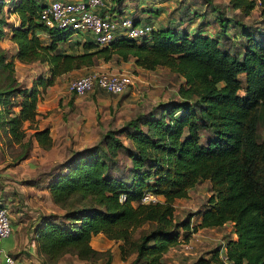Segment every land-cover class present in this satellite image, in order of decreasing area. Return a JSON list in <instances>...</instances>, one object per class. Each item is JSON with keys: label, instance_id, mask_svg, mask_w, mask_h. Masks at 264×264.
Returning <instances> with one entry per match:
<instances>
[{"label": "trees", "instance_id": "1", "mask_svg": "<svg viewBox=\"0 0 264 264\" xmlns=\"http://www.w3.org/2000/svg\"><path fill=\"white\" fill-rule=\"evenodd\" d=\"M14 1L9 11L19 17L10 34L15 56L22 62H46L50 73L28 85L15 73L14 54L0 44V137L17 146L15 162L28 156L34 140L43 148L53 144L48 125L38 123L37 84L46 86L56 75L101 59L119 61L130 55L139 66L161 64L182 76L180 98L146 109L136 102L121 125L99 129L90 145L61 147L63 156L38 167L39 175L27 181L39 183L49 177L50 197L64 208L62 213L46 212L34 225L43 261L56 262L65 253L90 261L102 251L91 245L93 234L125 239L130 229L154 220L157 225L140 236L136 264L140 257L143 264H162L163 253L178 241L180 226L188 232L227 222L236 233L226 240L229 258L235 264H264V137L259 136L264 121V25L260 29L245 25L239 45L225 27V16L216 11L219 37L203 33L202 28L193 34L179 33L174 22L189 13L207 18V9L194 7L198 0H177L167 10V25L153 27L148 40L120 36L107 45L77 41L83 50L71 52L61 45L71 31L49 27L39 19L45 0ZM229 3L243 13L255 5L264 10V0ZM216 6L213 3L212 9L218 10ZM9 23L0 16V36ZM40 32L46 33L45 42ZM240 73L245 76L242 93ZM95 87L99 86L90 90ZM122 133L126 141L119 136ZM203 179L213 192L197 212L199 220L191 224L188 214L170 221L174 199L186 197ZM145 190L162 194L163 199L140 201ZM75 195L89 196L96 204L71 206Z\"/></svg>", "mask_w": 264, "mask_h": 264}, {"label": "rangeland", "instance_id": "2", "mask_svg": "<svg viewBox=\"0 0 264 264\" xmlns=\"http://www.w3.org/2000/svg\"><path fill=\"white\" fill-rule=\"evenodd\" d=\"M12 1L14 0H0V16L2 15L4 18H7L8 21H10L8 16L9 13L11 12L9 10L13 7V4L15 2ZM115 2L117 3V0H115ZM176 3L177 0H128V7L135 5L143 6V8L140 9L141 10L140 16L152 15V16H148V18L151 20L150 17L154 18L157 17L158 15L160 16L164 15L163 16L164 21H166L168 20L166 16L167 10L173 7ZM213 3L217 5L216 7L218 8V10L212 9L214 8ZM193 6L201 10L203 8L207 9V14H206L207 18L199 19L195 17V24L194 27L192 26L191 29L193 32L192 31L188 32L190 34H193L194 31H196V29L202 28L203 30L201 31L203 33H210L213 36L216 35L217 37H219L221 29L219 23H217L218 21L215 18V14L217 13L216 11H218L219 13L225 16V23H226L225 27L231 35L233 34V37L231 39H234V41L239 45L242 39L241 30L244 29L245 25H249V26L253 25L259 29L264 25V10H262V7L258 5H255L248 13L241 12L240 8L232 7L229 3V0H213L212 3L211 2L205 3L198 0L193 4ZM125 13H128L129 15L133 14V12L130 10L125 11ZM189 14L192 15L193 13H189ZM186 20H188L189 22L190 21L189 17ZM201 21H202L201 25L198 26L197 24ZM174 24L172 25V27H174ZM184 29L185 31H188L187 28ZM40 36L45 42L47 36L46 33L40 32ZM0 37L1 39L3 38V36ZM77 37H78L77 34L71 33L68 39L66 38L65 40H62L61 41L62 49L71 52H80L81 50H75V49H81L79 47V43L77 42L79 41ZM231 39L229 38V41H231ZM113 59L115 58H112L111 60ZM124 63L125 62H120L121 65H124ZM16 65L17 64L15 62V73L17 75L19 71L18 70L19 67H16ZM125 67L128 71H131L136 75L137 74L139 75L137 78L139 83L137 84V89H138L137 93L139 95L138 101L142 102L140 105L141 108L144 109L149 108L158 101H167L170 99L180 98V95L177 93V89L179 84L182 82V76L179 75L178 73H174L167 66L160 64V65H156L153 68H145L142 66L136 67L133 64H131V65H126ZM28 68L32 70L34 76L36 75L33 81H36L39 75L45 77L44 76L45 74L47 75L50 74L47 71L48 64L46 62L40 63L39 61H37L36 63L30 65ZM84 71H85L84 66H81L73 69L72 71L69 70L63 72L59 75H56L53 78L52 83H54L57 77L64 74L65 76L61 77L60 81L62 84H65L67 87L68 85L67 82L69 81L70 78L80 73H83ZM244 77H245L244 73L239 74V78L241 79V86L239 88V92L241 93L244 92L245 89ZM24 79H25V83H27V78ZM38 85L39 84H37V88L40 89ZM16 107L17 105L15 106V108ZM132 109H133L132 106L129 109L124 108L121 110L119 109V106H111L109 111L110 115L106 116V118H103V120L98 121V124H100L104 128H107L108 126L109 127L119 126L127 118L131 116ZM98 112L99 115L103 114L102 110H98ZM124 113H129V115L125 117ZM30 131L31 129H28V132ZM259 134H260L259 135L260 138L264 137V121L261 122L259 125ZM119 136L122 137L124 141L127 140L126 136L123 133L119 134ZM39 150L40 148H38L37 146L35 148L32 147L28 156H30L31 158H33V154L38 156ZM16 152H17L16 145L13 144L12 147L9 144H6L4 140L0 137L1 161L4 160L2 159L4 157L5 160H7V162L9 163L12 162L13 161L12 156ZM64 153L66 155L69 154V150H66ZM44 156L45 154H42L41 158L44 159L43 158ZM52 162L53 160L51 159L49 160L48 163H52ZM125 162L128 163L129 160L126 159ZM48 163L43 165H47ZM40 166L41 165L31 170L29 180H28V176L27 175L23 176V174H13V176L4 175V177L8 178L6 180V183L4 182L3 179H1L0 189H3L2 191H4V193L0 198V202H4V203L10 202V207L8 205L9 210L10 208H12V206L15 207L16 205H19V202L23 205H29L30 203L29 196H32V200H31L32 202H37L38 200L37 208H40L45 212H55V213L64 212V208H62L57 203L52 202L51 199L48 200V196H50L49 194L48 195L40 194L42 193L41 190L36 191V193L35 191H33L34 192L33 195H31V193L28 191L27 192L28 195H25L26 189L24 188V186H26V183H28L27 181H32L31 180L32 178L34 179L39 175L38 167ZM3 184H8V186H6L7 188H5ZM6 192L9 193V197ZM211 192L213 191H211L210 182L206 179L201 180L200 182H198L189 189L188 195L186 197H181L180 199L175 198L176 200L174 199L173 217H170L169 220L173 221V218L178 220L190 214L189 219L191 221V224L197 222V219H199L197 212L205 204L207 197L210 195ZM35 194L39 195L38 199H36ZM25 199L26 201H24ZM71 204H70L71 206L77 205V206H86L90 208L91 206L95 205L96 202L92 200L89 196L81 198L75 195L71 198ZM80 212L81 210L78 212V214ZM170 224H167L168 227H170ZM229 224L230 223L227 222L226 224L218 226L215 228V230H213L215 232L214 235L219 234V238L217 239L216 236L214 237L212 233H209V230L206 231V229H201L198 234V237L200 239L199 241L195 240L194 236L189 233L191 229L187 232L183 227L180 226L179 227L180 232L178 237L180 239H185L186 237H188L189 239L194 241L195 246L192 249H188L185 246L182 247L181 246L182 241L178 240L174 245L170 246L165 251V253H163L161 257L163 261L162 264H219L218 261L220 259L218 256V252H216L215 255L214 249L219 247L221 241H226L231 236L232 227H230ZM155 225H157L156 221L146 220L143 223L137 225L136 227L130 229V231H128V233L126 234L125 239L110 237L112 240V242L110 241L111 243L105 238L100 239L101 244L105 246L103 247V249H101L102 250L101 252L97 253L95 256L90 258V261L80 259L73 253H65L63 257L55 264H105L108 258H109L108 264H136L135 261L137 255L136 248L140 241V236L144 232H148ZM196 230H198V228ZM184 231H186L187 235L186 233H184ZM143 262H144L143 257H140L138 259V264H143Z\"/></svg>", "mask_w": 264, "mask_h": 264}, {"label": "crops", "instance_id": "3", "mask_svg": "<svg viewBox=\"0 0 264 264\" xmlns=\"http://www.w3.org/2000/svg\"><path fill=\"white\" fill-rule=\"evenodd\" d=\"M96 8L98 12L108 16L119 17V15L124 14L125 11L130 10L133 12V16L138 17L141 15L140 9H142L143 6L135 5L128 7V0L117 1V3L115 0H103L102 4H99ZM159 16L160 15L154 18L150 17L151 21L153 22L154 29H159L167 25L168 21H164V15H161L160 17ZM8 17L10 19V23L4 26V35L0 40V43L2 46L8 47L10 53L14 54L15 56L16 45L10 38V34L11 26H16L19 24V17L15 12H10ZM188 17L190 19L189 22L186 20ZM195 17L199 18V16L196 14L186 15L181 22L175 23L174 27L180 31L179 33L184 32V28H187L188 31L191 32L192 26L194 27L195 24ZM201 23H198L197 25L200 26ZM78 40L81 42L80 39ZM80 42L79 47L81 49L75 50H82ZM113 60L101 59L99 63L95 65L88 67L84 66V70L89 68L127 70L125 66L131 64L139 67V65L134 63L133 55L128 56V58L125 60ZM15 62L17 64L16 67H19V69L17 68L19 70H17L18 78L23 80H25L24 78H27V84L31 85L34 82L33 80L36 75L34 76L32 70L28 67L37 61L22 62L15 56ZM120 62L125 63L124 65H121ZM133 74V84L129 87V89L122 93H111L102 87H95L84 94H75L68 89V86L66 87L65 84L61 83L60 78L65 76L64 74L57 77L52 84H48L46 86L39 84L38 87L40 90L37 100L38 123L40 126L45 124L48 125L53 139V144L49 148H42L34 140L35 144L33 148L36 146L40 148L38 151V156L33 154V158L27 156L18 162L12 161L10 163L7 162L4 157L2 158L4 159L3 161H1L0 158V181L3 179L6 183L8 178L4 177V175L13 176V174H23V176L27 175L28 178H30L31 170L35 169L37 166L46 164L51 159L53 161L60 159L63 156V152L60 150L61 147L70 145L73 148H79L94 143L98 138L99 129L104 128L98 124V121H101L103 118H106V116L110 115L109 111L111 106H119L120 110L124 108L129 109L131 106L133 107L138 101L139 95L137 93V84L139 83L137 78L139 75H136L135 73ZM45 76L48 75L45 74ZM98 110H102L103 114L99 115ZM124 114L125 117L129 115V113ZM42 154H45L43 158L46 160L41 158ZM48 182L49 177L44 178L39 183H26V186H24L26 189L25 195H28V191L31 193V195H33V191L36 193V191L39 190L42 191L40 194L48 195ZM3 186L7 188L6 186H8V184H3ZM2 190L3 189H0V198L4 193ZM7 195L9 197V193H7ZM38 196L39 195L35 194L36 199H38ZM180 198L181 197H177L176 199ZM50 199L51 197L48 196V200ZM31 200L32 196H29V205H23L19 202V205H16L15 207L12 206V208H10L12 232L10 235L5 237L6 239L4 238L5 240L3 239L0 245V264H5V253H9L11 256H13L17 264H55L63 257L62 255L56 262L43 261V256L38 252L37 249L34 225L46 212L40 208H37L38 200L37 202H32ZM24 201H26V199ZM6 204H8L10 207V202H6ZM229 225L232 227L231 223ZM218 226H203L199 227L198 229H206V231L209 230V233L214 235L215 232L213 230H215V228ZM215 236L216 239L219 238V234H215L214 237ZM230 237H236V233L233 231V228ZM103 238L107 239L109 242H112L111 238L105 235L103 232H97L91 236L90 243L94 248L101 250L105 246H103L100 242V239Z\"/></svg>", "mask_w": 264, "mask_h": 264}, {"label": "built area", "instance_id": "4", "mask_svg": "<svg viewBox=\"0 0 264 264\" xmlns=\"http://www.w3.org/2000/svg\"><path fill=\"white\" fill-rule=\"evenodd\" d=\"M103 0H46L39 10V19L49 27H56L77 34L81 41L90 40L97 45H107L120 36H128L138 41L150 39L153 22L148 16L140 17L124 13L119 17L101 14L97 6ZM70 33V34H71ZM67 39L69 36L66 37ZM134 74L128 70L89 68L68 81V89L75 94H84L94 86H99L111 93H122L133 84ZM163 195L145 190L140 201L158 202ZM203 227V226H201ZM199 228V227H198ZM192 230L191 235L199 241V231ZM12 232V221L8 204L0 202V245ZM190 235V238H191ZM182 247L192 249L195 244L191 239H180ZM219 264H235L227 254L226 244L221 241L217 248ZM5 264H17L9 253L4 255Z\"/></svg>", "mask_w": 264, "mask_h": 264}, {"label": "clouds", "instance_id": "5", "mask_svg": "<svg viewBox=\"0 0 264 264\" xmlns=\"http://www.w3.org/2000/svg\"><path fill=\"white\" fill-rule=\"evenodd\" d=\"M225 242V244H226V241H224ZM218 248V247H217Z\"/></svg>", "mask_w": 264, "mask_h": 264}]
</instances>
